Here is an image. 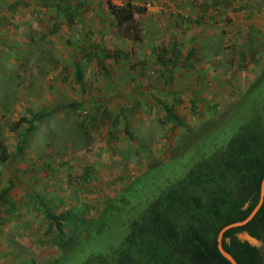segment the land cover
<instances>
[{
	"label": "rangeland",
	"instance_id": "obj_1",
	"mask_svg": "<svg viewBox=\"0 0 264 264\" xmlns=\"http://www.w3.org/2000/svg\"><path fill=\"white\" fill-rule=\"evenodd\" d=\"M130 1L140 42L125 36L109 0H71L80 11L74 22L60 7L45 6L44 0H0V148L6 145L11 154L6 163L0 161V183L3 187L15 181L8 203L0 200V264H81L105 249L106 242L118 246L140 209L133 183L140 181L141 188L147 175H184L189 161L217 149L242 126L256 132L264 128V0H235L234 7L215 9L225 22L198 26L203 27L202 37L207 35L198 47L203 70L172 77L145 67L135 45L144 46L145 36L154 38L143 22L157 27L159 12L164 18L190 15L176 9L180 2L171 4L176 0ZM93 42L122 52L132 45L130 63L136 71L123 72L124 63H110L105 57L102 71L81 50ZM77 64L83 74L80 82ZM196 79L199 86L192 87ZM179 80L187 87L179 88ZM140 89L139 110L132 113L130 93ZM173 91L180 103L173 102ZM152 92L174 105L187 127L173 130L175 121L153 102ZM121 106L129 113L124 112L121 125L114 128L120 139L110 143L101 118L105 111L120 114ZM30 109L38 117L18 127L23 116L32 117ZM124 123L134 140L125 134ZM35 194L52 212L75 211L81 222L67 224L64 239L55 229L49 232L51 222ZM102 223L103 233L95 230ZM257 245L264 264V243Z\"/></svg>",
	"mask_w": 264,
	"mask_h": 264
},
{
	"label": "trees",
	"instance_id": "obj_2",
	"mask_svg": "<svg viewBox=\"0 0 264 264\" xmlns=\"http://www.w3.org/2000/svg\"><path fill=\"white\" fill-rule=\"evenodd\" d=\"M44 5L60 7L72 22L80 15L71 0H44ZM108 5L111 14L123 24L124 34L137 36L136 9L131 1L117 5L109 0ZM58 30L56 26L55 31ZM82 51L89 61L96 60L102 71L106 70L104 57L114 60L121 57L120 51L102 49L98 44L85 46ZM82 75L81 65L77 64L79 82ZM156 100L175 121L173 130L187 127L174 106ZM29 111L32 117L23 116L16 122L18 127L24 122L32 124L38 117L39 113ZM108 115V111L103 112V117ZM125 132L135 139L129 125ZM10 157L6 145H1L0 161L6 163ZM147 176L141 188L140 181L132 184L133 189L138 190L135 191L136 206L140 209L130 219L127 233L122 232V242L116 247L106 242L105 249L81 264H233L219 249V233L224 227L245 220L260 201L264 179V128L256 132L242 126L217 149L202 151L196 160L189 161L184 175ZM14 185L15 181L11 180L2 189L0 200L8 203L7 196ZM34 197L51 222L49 232L55 229L61 239L66 236L67 224L81 222L77 212L54 213L42 196L35 194ZM99 225L95 230L105 232L103 223ZM257 242L264 243V202L249 223L228 229L222 240L224 248L238 264H262Z\"/></svg>",
	"mask_w": 264,
	"mask_h": 264
},
{
	"label": "crops",
	"instance_id": "obj_3",
	"mask_svg": "<svg viewBox=\"0 0 264 264\" xmlns=\"http://www.w3.org/2000/svg\"><path fill=\"white\" fill-rule=\"evenodd\" d=\"M178 2H180V5L178 6L179 8H176V6H174L173 8L178 9L179 12L187 13V15H190V16H188L186 19H183L184 16H181L178 13H173V14H170L169 16L168 14H166L167 15L166 16L167 19H166L164 17H161L160 14L162 12L161 13L159 12L160 25L158 24L157 27H156L157 25L156 23H152L149 20L143 22V25L145 26V28L150 27L151 32H148V34L149 35L151 34L154 38H152V40L150 41V38L148 36H145V38H143L144 46L137 45V44L135 45L136 50L138 51V54H139V59L146 62L145 67L150 65L149 70L152 68H158L159 71H162V73L166 72L171 77L174 76V73L183 72V71L191 72L193 70H196L201 73V71L203 70L205 61L203 60L198 50V47H199V42L201 41V39L207 38V35L202 37L201 34H202L203 27L199 28L198 26L199 25L201 26L202 24L207 25L211 23L212 21L218 20V19L220 22H225L224 21L225 19H223V16L219 14H215L217 12L215 11V9L223 10L225 8H231L235 6V0H179V1L176 0L175 3L173 2L171 4L175 5V4H178ZM165 20L169 22L168 27L162 28L161 23H163ZM176 25H178L179 28H176L177 27ZM169 30H171V36L167 37L168 36L167 31ZM139 33L135 37H128V36L127 37L130 38L131 39L130 41L132 42L133 41L140 42L141 40L139 38ZM93 44H98L102 49H107L110 51L111 50L120 51L121 57L119 60H114V59H106V60H109L110 63H115V62H117V64L124 63L123 66L121 67L123 72H130L131 69H133V66H131V63H130L131 56H132V50L134 49L132 45L129 49L128 47L124 48L123 52L119 48L116 49V47L115 48L114 47H109V48L103 47L101 44L97 42H93L89 46L87 45L85 46L90 47ZM106 60L104 61H105V64L107 65ZM132 61L134 64V56H133ZM117 64H114V65H117ZM136 67L135 69H133V72L136 71L137 69ZM146 70H148V67L146 68ZM142 72H143V68L139 70L138 72L139 73V77L137 79L138 81L141 80L140 74ZM179 83H180L179 88L187 87L186 82H183V84H181V81H180ZM136 85H133V86L131 85V87L134 89L137 87ZM195 86H199L197 79L195 81H192V87H195ZM177 87H178V83H177ZM177 87L174 86L173 89L176 90ZM161 88H163V85L161 86ZM148 91L150 94L151 90H148ZM141 92L142 91L140 89V90H137V92L134 90L130 93L132 102L130 104L131 106L129 109H130V112L132 113H136L139 110V106H140L139 97H143L141 95ZM173 93H175L173 102L180 103L181 98L178 96V92L173 91ZM166 95H169V92H166ZM156 98L164 102V97H161L159 95L156 96L154 92H152L153 102L158 103ZM190 103L191 105H193V100H191ZM169 106H174V105H169ZM123 107L122 106L119 107L120 114L118 115L116 114L115 116H112L110 112H108L109 115L107 116V118L101 115L102 116L101 124L107 125V129L109 132L108 141L110 143L115 142L116 144V140L120 139V135L114 131V128L116 129L118 128L119 125H121L120 117L123 116L124 112H128L127 108L125 107L123 108ZM127 125L129 124H126V123L123 124L124 130ZM125 134L130 138L129 134H127L126 132ZM64 165H66V163L63 164V166ZM91 172H92V169L90 168V166H88L87 175H89V173ZM6 187L7 186L2 187L0 183V192L2 191V189Z\"/></svg>",
	"mask_w": 264,
	"mask_h": 264
},
{
	"label": "water",
	"instance_id": "obj_4",
	"mask_svg": "<svg viewBox=\"0 0 264 264\" xmlns=\"http://www.w3.org/2000/svg\"><path fill=\"white\" fill-rule=\"evenodd\" d=\"M264 202V179L262 181V184H261V198H260V201L258 203V205L254 208V210L251 212V214L243 221H239V222H235V223H232L226 227H224L221 232L219 233V249L220 251L222 252V254L228 258L233 264H238V262L236 261V259L224 248L223 244H222V240H223V235L224 233L232 228V227H236V226H241V225H244L246 223H249V221L256 215V213L259 211V209L261 208L262 204Z\"/></svg>",
	"mask_w": 264,
	"mask_h": 264
}]
</instances>
